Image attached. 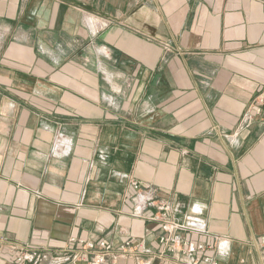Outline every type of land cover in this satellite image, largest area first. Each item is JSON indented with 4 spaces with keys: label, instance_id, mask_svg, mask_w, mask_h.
<instances>
[{
    "label": "crops",
    "instance_id": "crops-1",
    "mask_svg": "<svg viewBox=\"0 0 264 264\" xmlns=\"http://www.w3.org/2000/svg\"><path fill=\"white\" fill-rule=\"evenodd\" d=\"M263 84L258 0H0V264H264Z\"/></svg>",
    "mask_w": 264,
    "mask_h": 264
},
{
    "label": "built area",
    "instance_id": "built-area-1",
    "mask_svg": "<svg viewBox=\"0 0 264 264\" xmlns=\"http://www.w3.org/2000/svg\"><path fill=\"white\" fill-rule=\"evenodd\" d=\"M264 5V0H258ZM253 104L256 106V113H259L260 106L264 105V84L261 86L260 91L253 98ZM137 188V185H134ZM152 220L160 219L161 220V233L158 235L157 239L160 244L164 246L165 249H173V245L177 242L175 236L176 229L178 226L167 219V208L161 207L159 215L152 216ZM131 241L126 240L119 245L121 249L130 246ZM181 246L183 247V253H186L191 257L193 263H211L216 264L215 262H210L209 258L206 256L195 255L196 251H203L206 248V244L202 241H184ZM67 250L69 252H74L73 257L86 261L87 264H106V256L110 248V244L105 239H97L95 241H87L82 238L71 237L68 241ZM78 253V255H76ZM19 262H22V259L19 257L17 259ZM144 264H150L146 262Z\"/></svg>",
    "mask_w": 264,
    "mask_h": 264
}]
</instances>
